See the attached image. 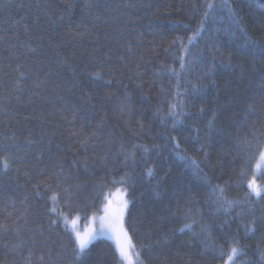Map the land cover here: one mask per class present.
Masks as SVG:
<instances>
[{"label": "trees", "instance_id": "1", "mask_svg": "<svg viewBox=\"0 0 264 264\" xmlns=\"http://www.w3.org/2000/svg\"><path fill=\"white\" fill-rule=\"evenodd\" d=\"M88 2L0 0V37H4L0 40V156L13 157L7 172L0 168V264H25L27 250L14 251L13 245L20 239L29 242L34 232L37 243H28L35 253L32 264H40L42 254L47 264H79L72 250L74 233L64 222L63 213L86 220L102 212L106 196L118 185L127 188L130 201L126 225L136 264L138 259L144 264H225L233 237L246 253L237 264H262L256 246L264 247V233H246L244 228L253 217L257 221L264 217V199L244 201L259 153L253 148L238 150L236 138L264 144V80L248 64L241 67L243 62L236 53L243 36L225 4L238 11L252 40L264 36V12L249 8V0H95L101 7L90 15L85 10ZM67 3L75 7L66 11ZM129 3L135 7L126 8ZM208 3L215 7L207 9ZM45 4L56 24L41 15ZM206 10L209 19L189 45L182 70L179 58L185 54L183 47L180 41H172L179 36L188 44ZM93 15L102 20L94 22ZM81 20L91 30L83 38L75 36L82 30ZM25 27L31 29L32 39L25 35ZM29 44L35 52L28 51ZM129 44L131 53L127 51ZM105 54L111 57L113 75L105 69L103 80L82 74L78 83L73 79V68L79 72L88 65L89 71H99L95 61ZM120 56L125 62L118 59ZM229 56L235 67H217L219 90L194 92L193 85L207 83L203 75L213 59L218 62ZM17 65L27 73V79L18 80ZM168 69H175L176 74ZM109 79L112 84L105 85ZM225 80L233 82L239 102L229 112L236 113V123L222 139L215 132L208 133L207 121L217 95L224 102ZM139 84L143 86L138 88ZM177 92L187 93L180 98L187 101L190 115L173 131L171 121L162 124L154 113L158 106L166 111ZM109 93L111 98L106 95ZM126 95L131 104L122 110L121 98ZM201 106L206 110L203 115L199 114ZM73 112L77 113L75 119ZM194 128L201 130L204 139L194 142ZM170 136L177 137L178 150L174 151L176 142ZM201 144H205L207 159L199 151ZM136 145H145L149 151L145 153ZM179 150H186V156L200 162V175L206 174L207 182L193 179L196 169L178 158ZM133 152L136 163L131 157L125 162V154ZM147 168H154L157 177L150 178ZM257 171L261 172L254 182L264 187V170ZM126 172L131 179L119 183ZM165 173L168 176L157 199L151 189ZM216 184L227 187L229 199L242 201L227 215L203 203ZM36 185L39 187L34 190ZM189 195L197 201L194 207L202 209L203 222L213 225L207 236L178 231L184 219L177 209L186 207ZM52 220L54 225L49 224ZM225 220L228 227L222 228ZM20 225L25 226L18 235L15 229ZM39 225H43L42 236ZM87 260L89 264H122L115 242L106 237L93 241Z\"/></svg>", "mask_w": 264, "mask_h": 264}, {"label": "snow or ice", "instance_id": "2", "mask_svg": "<svg viewBox=\"0 0 264 264\" xmlns=\"http://www.w3.org/2000/svg\"><path fill=\"white\" fill-rule=\"evenodd\" d=\"M23 5H21L22 7ZM225 6L228 8L229 16L232 18V22L234 26L241 32L243 36V42L239 46V51L236 53V56L242 60L243 64H248L249 67L252 69L253 73H260L261 79L264 80V36L260 37L259 40H252L251 38L247 37V30L243 27V19L238 14V11L236 9H233L230 5L225 4ZM75 5L73 3H67L65 5L66 11H70L72 8H74ZM101 5L95 0H89L88 3L85 4V10L92 15L93 9H99ZM105 11H107L108 6L104 5ZM126 8H133L135 7L134 4H126ZM215 7L214 4L208 3L206 5L207 9H213ZM249 8H256L258 7L262 12H264V0H259V3L257 4L255 0H249L248 2ZM49 5L45 4L43 6V10L41 12V15L47 17L49 21L53 24H56V20H52L51 16L48 13ZM210 13L208 10H206L203 14V18L200 20V26L195 29L193 36L188 37V44H183V38L176 37L172 43L176 44L177 41H180L183 50L184 55L181 56L180 59V66L183 70L186 67V57L189 55V45L192 43L193 39L196 38V36L201 33L204 30V26L206 21L209 19ZM39 19L40 17H37V23L36 27H39ZM64 17L61 15L59 17V22H63ZM102 20V17L99 15H93V21L99 22ZM19 23V22H16ZM82 30L77 31L75 33V36H79L81 38L87 36L90 34L91 30L88 28L86 24H84L83 20H81ZM97 24L93 23V27H96ZM15 27V25H13ZM25 35L29 37V39H32L31 35V29L28 27H25ZM4 37H0V40H3ZM38 39H42V37H39ZM98 42V37H97ZM28 51L29 52H35L36 49L31 47V45H28ZM112 49L109 48V52H111ZM127 51L129 53L132 52V47L129 44ZM232 56H229L227 60L220 59L218 62L214 58L211 65L208 67V69L204 72L203 79L207 80V83L200 84V85H193V91L196 93L201 94H207L209 89H218L217 85V67L220 68H232L235 67V65L232 64ZM19 59V57H17ZM118 59L121 62H125V57L120 56ZM97 66L99 67V71H89L88 65H85L84 68L79 69V72L76 68H73V79L78 83L79 82V76L87 75L90 79L94 80H103L105 72V69L107 71V74L109 76L113 75V68L111 66V57L108 54H105L102 59H97L95 61ZM21 65H17V68L15 71L17 72L18 80L20 78L27 79V73L24 71H20ZM139 67V66H137ZM29 71L31 69L29 68ZM169 72L176 74L175 69H168ZM137 77H139V73H137ZM112 80L109 79L105 82V85H111ZM38 86V85H37ZM143 85L139 84L137 85L138 88H141ZM224 89H225V98L224 102H221V99L219 95L216 97V107L211 109V117L207 121V131L209 134L215 132L218 135L221 136V138H226L229 135L228 129L233 126V124L236 123V113L231 112L229 115V112L232 109V106L239 102L238 100V94L235 90V87L233 85V82L231 80H225L224 81ZM71 90V89H70ZM163 91V90H161ZM108 98H111L113 94L109 93L106 94ZM144 99H147L144 94H141ZM187 95V93H181L177 92L176 97L174 98V102L168 103L167 110L165 111L161 107H157L155 110V117H157L162 124H167L169 121H171V126L173 131H176L178 129V126L184 124V117L189 116L190 114L186 111V105L187 101L184 99H181L180 97ZM131 104V97L130 96H124L121 98V108L124 110L125 107L129 106ZM205 107L201 106L199 109V114L203 115L205 113ZM245 111H251L249 108H246ZM223 114V116H221ZM77 113L73 112L74 119L76 118ZM245 123H247V117L242 118ZM140 129H143V125H140ZM196 133V135L193 137L194 142H199L204 137L201 135V130L199 128L193 129ZM169 139L171 141L176 142V149H179V142L177 141L176 136H170ZM238 141L237 147L240 151H247L249 148H253L256 152L259 153L260 161L264 162V144L260 143L259 141L253 145L252 141L245 138L244 140H240L239 137L236 138ZM83 143V142H82ZM134 147H138L142 149L145 153L149 151V148L145 145H136ZM4 151L7 153L9 151L8 146H3ZM199 151L204 152V158L207 159L208 153L205 151V144H201V147ZM186 150H179L177 151V156L181 160L188 161L192 167L196 169V171L193 173V179L194 180H201L203 179L205 182H207V175L205 174L204 177H201L200 172L202 171L200 169V162L191 159L190 157L186 156L184 153ZM131 157L132 163L135 164V153L125 154V162L129 160ZM13 162V157L9 154L0 156V168H2L5 172L11 167V163ZM87 167V165H85ZM127 166V164H126ZM257 167H261L260 164H257ZM27 175V173H26ZM147 175L150 178H156L158 173L154 168H147ZM241 177L245 175L243 171L240 173ZM168 174L165 173V176L159 177L157 180V183L154 187H152L151 192L152 195L155 196L157 199H159L162 195L161 193V187L164 184V181L167 179ZM131 177L126 172L125 176L121 178L119 183L126 184L128 180H130ZM115 182V181H114ZM242 182V181H241ZM39 185L34 186V190L38 189ZM47 187V186H46ZM247 191L244 193V201H251L253 198H256L257 200L264 199V187H259L255 184L254 180H250L247 183ZM227 191L226 186H221L219 184L212 185L210 192L206 195V198L204 199L203 203L208 206L209 208H215V212L223 211L225 215H227L231 210H233L236 207H239L242 203V201L237 199H229L225 193ZM65 192H67V189H65ZM124 195L121 196L116 201H110L108 205L105 207V217L101 220V226L99 231L92 230L88 232L87 234H81L78 231L74 232L73 235V254L75 259L79 262V264H89L87 257L90 251V245L93 243L94 240L98 239L100 236L108 235L110 238L115 240L116 243V249L119 252V257L121 261H127L128 264H131V260L128 255V249L132 247L131 239L128 236L127 229L124 227V218L125 215L129 212V204L130 201L127 199V188L123 189ZM173 192L175 193V189H173ZM37 195L40 193L37 191ZM143 195V193H141ZM52 199H55V196L52 197ZM180 202L177 201V204ZM197 203L195 201L194 197L189 195L185 198V205L186 207L181 211L180 209H177V211L181 212V215L184 219L183 225L178 229L180 233H184L185 231L191 232L193 236L197 237H203L210 234V231L213 227L211 223H204V213L202 209L194 207V205ZM215 212H210L209 215H214ZM176 215L175 212L172 213V216L174 217ZM238 215H243V213H238ZM163 219H168L167 217ZM56 223L55 220H52L49 222L50 225H54ZM27 224V221H25V225ZM25 225L17 226L15 231L19 235L21 233V228ZM222 228L228 227L227 220L224 221L223 225H221ZM199 228V232H196L195 229ZM245 232L246 233H255L257 231H261L264 233V217H261L259 221L255 217H253L251 220H249L247 223L244 224ZM40 232L39 234L43 235V225H39ZM35 232L33 233L32 238H30V243L32 245H35L37 243L35 239ZM165 239H167V235L165 236ZM233 242L229 248L228 254H227V260L225 264H237V260L240 257H243L246 255L244 252V249L240 247L239 241L235 239V237L232 238ZM262 240H264V236H262ZM24 239H20L19 242L16 245H13V250L18 252H23L24 250H27L28 255L24 257L25 264H32V257L35 254L34 248L28 246V243ZM257 251L260 255V260L262 264H264V247H261L260 244H257ZM223 249H221V256H223ZM48 255H51V251H49ZM137 257H139V254H137ZM39 262L40 264H47V261L45 259V255L39 256ZM138 264H144L143 260L138 259ZM246 264H251V262H246Z\"/></svg>", "mask_w": 264, "mask_h": 264}, {"label": "rangeland", "instance_id": "3", "mask_svg": "<svg viewBox=\"0 0 264 264\" xmlns=\"http://www.w3.org/2000/svg\"><path fill=\"white\" fill-rule=\"evenodd\" d=\"M257 164H260L261 167L258 168L256 166L254 179H255V177H258L260 172H261V171H257V170H264V162L260 161V158H259ZM255 184L257 185V183H255ZM123 189H124L123 186L118 185L115 187V189L110 194H108V196H106L102 212L93 214V215L89 216L86 220H83L81 218V216H78V215L70 216L68 214L63 213V217L65 218L64 222L69 226V228L73 231V233L75 231H78L83 235V234H87L88 232H90L92 230L99 231L100 226H101V220L106 215L105 207L108 205V203L110 201H116L121 196H123L124 195ZM127 199H128V196H127ZM73 226H74V229L72 228ZM124 227L127 229L128 236L130 237L131 244H132V247L128 249V255H129V258L131 260V264H136V260H135V256H134L132 236H131L130 231L126 225V215L124 218ZM100 237H106V238L112 239L108 235H103ZM112 240L115 242L114 239H112ZM122 264H128V262L122 261Z\"/></svg>", "mask_w": 264, "mask_h": 264}]
</instances>
